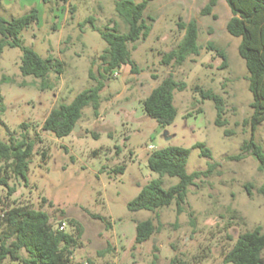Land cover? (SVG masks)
I'll return each instance as SVG.
<instances>
[{
	"label": "rangeland",
	"instance_id": "1",
	"mask_svg": "<svg viewBox=\"0 0 264 264\" xmlns=\"http://www.w3.org/2000/svg\"><path fill=\"white\" fill-rule=\"evenodd\" d=\"M210 1L150 2L144 11L148 37L128 45L136 72L125 66L115 70L117 77L104 80L101 75H107L98 58L106 44L89 24H79L92 17L98 31L115 25L125 33L111 0H0V15L8 20L36 8L39 21L22 32L23 45L42 58L63 63V73H50L51 88L42 91L40 81L20 75L19 49L4 48L0 56V107L4 108L0 140L8 143L24 137L33 144L26 182L0 161V180H6V186L0 183V213L13 207L45 212L53 229L63 222V231L74 238L78 224L82 232L72 250L73 264H151L154 255L155 264L172 259L176 264H223L238 235L257 226L264 232V197L257 193L263 175L258 164L251 156L230 159L250 136L242 125L251 115L252 95L244 61L237 53L240 40L226 32L231 14L224 0H216L210 14L202 15ZM190 20L197 23L199 55L188 56L180 66L162 65V55L183 37L177 23ZM168 75L186 87L173 94L174 122L161 128L144 115L142 100ZM99 82L103 83L101 119L88 106L68 137L57 139L41 130L52 109L69 104ZM195 87L222 97L224 128L214 125V105L201 100ZM225 130L232 134L225 136ZM254 141L264 152V122ZM195 144L208 148L212 160L200 157ZM166 147L189 150L187 174L205 171L208 164L216 166L188 188L181 214H176L174 204L153 213L129 212L126 204L160 178L148 169V155ZM120 166L123 173H114ZM161 182L168 189L178 179L165 176ZM144 220L153 222L155 233L136 246L135 227Z\"/></svg>",
	"mask_w": 264,
	"mask_h": 264
},
{
	"label": "trees",
	"instance_id": "2",
	"mask_svg": "<svg viewBox=\"0 0 264 264\" xmlns=\"http://www.w3.org/2000/svg\"><path fill=\"white\" fill-rule=\"evenodd\" d=\"M111 1L114 12L126 26L125 33H119L115 25L98 31L92 17L79 24L80 27L89 24L92 31L98 32L101 40L106 44V48L98 58L104 74L107 75V77L101 75L104 80L112 77V73L121 69L122 66H129L133 73L136 72L128 45L148 37L150 25L144 19V11L150 2L155 0ZM224 2L231 14V18L226 23V32L231 37L240 40L237 53L244 61L248 91L252 95V101L249 104L251 115L242 122V125L249 130V139L243 141L239 153L230 159L239 161L247 156L255 159L258 164L257 169L263 175V181L257 193L264 197V152L254 141L257 128L264 122V0H224ZM215 4L216 0H211L203 9L202 15H209ZM38 21L36 8H31L27 13L9 20L0 15V56L4 48L19 49L21 52L20 75L40 81V89L44 91L51 88L47 80L48 75L50 73L61 75L63 63L52 57L42 58L34 50L23 45L22 32L36 25ZM177 28L183 32V37L174 49L162 55V65L167 66L173 63L180 66L188 56L199 55L198 27L195 20L186 23L180 21L177 23ZM209 49H212L211 44H209ZM216 54L225 59L222 52L216 51ZM222 67H225V63ZM185 87V83L176 81L172 75L162 79L143 100L144 115L153 119L161 128L172 125L176 117L173 94L175 91H184ZM102 89L103 83L99 82L78 93L69 104H60L52 109L45 117L41 130L57 139L68 137L81 120L82 110L88 106L91 107L93 116L97 118ZM194 89L200 95L201 100H209L213 103L216 114L214 125L224 128L227 121L223 118L225 109L222 97L198 87ZM3 109L1 106V113ZM231 134L227 130L224 131L225 136ZM194 148L199 149L200 157L212 160L211 151L203 144H195ZM32 149L33 144L24 137L18 141L10 139L8 143L0 140V161L6 163V167L11 168L16 178L26 182ZM188 156L189 150L182 147H166L151 152L146 160L147 167L160 178L142 187L138 195L126 204V209L131 213L139 211L153 213L174 204L176 214H181L183 205L186 203L188 188L193 186L195 180L207 177L216 166L208 164L205 171L187 174ZM123 170V166H120L113 172L122 174ZM165 176L177 178V184L163 189L161 178ZM0 183L6 186L5 178L1 179ZM245 188L249 193L250 185H246ZM98 219L103 221L101 217ZM62 224L63 222H59V227ZM77 226V234L74 238L60 231L59 227L53 229L49 216L45 212L26 207L7 209L0 213V264H5L6 261H18L21 264H73L72 250L76 246V239L81 236L82 232L81 227L78 224ZM154 233L155 227L151 220L137 223L134 245H141L148 241ZM263 251L264 232L260 226H257L250 232L238 235L231 249L224 254L222 263L262 264ZM156 260L157 256L154 255L151 264H155ZM176 263V259H172L168 264Z\"/></svg>",
	"mask_w": 264,
	"mask_h": 264
},
{
	"label": "crops",
	"instance_id": "3",
	"mask_svg": "<svg viewBox=\"0 0 264 264\" xmlns=\"http://www.w3.org/2000/svg\"><path fill=\"white\" fill-rule=\"evenodd\" d=\"M123 67H125V66H122V68H123ZM160 82H161V81H160ZM160 82H158L154 88H156V87L159 85ZM154 88H153V89H154ZM153 89H152V90H153ZM152 90H151V91H152ZM145 98H146V97H145ZM145 98H144V99H145ZM144 99H143V100H144ZM143 100H142V101H143ZM101 116H102V114H101V104H100L99 113H98V117H97V118H98V119H101V118H102Z\"/></svg>",
	"mask_w": 264,
	"mask_h": 264
},
{
	"label": "built area",
	"instance_id": "4",
	"mask_svg": "<svg viewBox=\"0 0 264 264\" xmlns=\"http://www.w3.org/2000/svg\"><path fill=\"white\" fill-rule=\"evenodd\" d=\"M117 76H118V73L114 71V72L112 73V77L115 78V77H117ZM149 149L152 150L151 147H150ZM63 229H64L63 226H60V227H59V230H60V231H63Z\"/></svg>",
	"mask_w": 264,
	"mask_h": 264
},
{
	"label": "water",
	"instance_id": "5",
	"mask_svg": "<svg viewBox=\"0 0 264 264\" xmlns=\"http://www.w3.org/2000/svg\"><path fill=\"white\" fill-rule=\"evenodd\" d=\"M77 129V125L74 127V130H73V132H75V130Z\"/></svg>",
	"mask_w": 264,
	"mask_h": 264
}]
</instances>
